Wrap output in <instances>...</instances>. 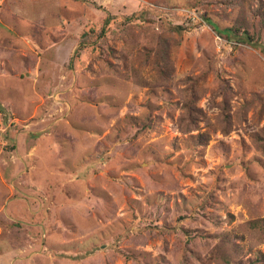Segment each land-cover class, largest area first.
Segmentation results:
<instances>
[{
	"label": "rangeland",
	"instance_id": "rangeland-1",
	"mask_svg": "<svg viewBox=\"0 0 264 264\" xmlns=\"http://www.w3.org/2000/svg\"><path fill=\"white\" fill-rule=\"evenodd\" d=\"M250 260L264 0H0V264Z\"/></svg>",
	"mask_w": 264,
	"mask_h": 264
},
{
	"label": "trees",
	"instance_id": "trees-1",
	"mask_svg": "<svg viewBox=\"0 0 264 264\" xmlns=\"http://www.w3.org/2000/svg\"><path fill=\"white\" fill-rule=\"evenodd\" d=\"M144 11V9H142V12ZM141 12H139L137 15L136 14H133L132 16H130V17H125V20L124 21H129V20H131V19H134V18H137L138 17V15L140 14ZM207 20V22L210 24V25H212V23L208 20V19H206ZM125 22V23H126ZM106 23H107V20H106ZM214 28H215V30L216 31H218L217 30V28L214 26ZM176 29H179L178 27L176 28ZM108 30H109V28H102L101 30H100V35L101 36H103V35H105L106 34V32H108ZM224 32H225V36L226 37H230V35H232V29H230V28H226V29H224L223 30ZM222 31V32H223ZM250 38H248V37H246V38H243L242 40L243 41H245V42H248V40H249ZM85 41V38H83V40H81L80 41V44L78 45V47H77V51L78 50H80V49H83V48H85L86 46H88V43L87 42H84ZM189 107H191V105H192V102H189ZM208 136L207 135H204V134H199L198 136H195V140L198 142V143H200V144H205V143H207V141H208ZM253 244H256V240L254 239L253 240ZM247 264H254V262L253 261H248L247 262Z\"/></svg>",
	"mask_w": 264,
	"mask_h": 264
}]
</instances>
